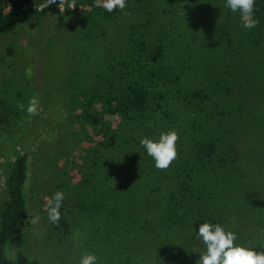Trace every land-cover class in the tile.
<instances>
[{
	"label": "trees",
	"instance_id": "trees-1",
	"mask_svg": "<svg viewBox=\"0 0 264 264\" xmlns=\"http://www.w3.org/2000/svg\"><path fill=\"white\" fill-rule=\"evenodd\" d=\"M139 1L142 5V0H126V4H137ZM171 1L178 3L179 8L187 6L186 0L163 2L170 4ZM33 2L0 0V33L16 30L23 15L35 12ZM70 3L72 0H65L64 3L70 16H62L61 20L54 18L57 23L54 27L56 38L46 34L45 41L47 44L52 42L50 47L53 45L58 50L56 54L55 50L51 52L47 68L50 72L61 68L62 74L65 73L66 59L60 56L63 54L61 50L66 47L61 45V41L65 45L69 40L77 44L73 51L80 53H74L72 59L77 61L78 57L84 70L81 68L75 75L72 74L77 77L71 90L68 86L59 85V80H52L54 85L51 84L53 88L50 90L56 92L51 94L50 101L39 105L36 120L28 114L29 100L20 90H2V93L6 92V98H0V173L3 189L0 200V264H42L23 251L27 243L23 235L16 239L17 249L13 256H7L4 251V245L12 234L32 224L33 216L26 198L30 177L34 182L32 190L36 189L37 195L42 193L52 198L56 190L65 194L59 210L61 218L55 224L56 228L53 224L51 233L55 230L62 233L57 232L56 236L60 244L66 246L63 239L73 237L68 236L69 226L77 222L80 226L74 228L80 227V230H76L74 235L81 239L78 245L82 249L83 246L89 248L94 245L98 255L102 253L117 259L112 264H189L188 254L194 256L202 242L197 239L199 226L205 222L221 225L228 178L235 182L240 178V175L227 172L230 170L229 163L233 161L228 152L233 146L228 135L230 130L223 124H228L231 119L236 122L234 116L240 112L237 105L224 103V98L234 87L228 81L230 74L226 68L229 65L225 64L222 76L218 75L215 86L208 91L202 86H194L188 91L184 89V92L173 86L162 89L158 82L162 84L169 78L167 71L162 70L165 67L161 63V44L147 47L143 45L144 41H140L138 45L135 43L137 48L133 44L128 51L123 47L114 50L107 23L121 10L109 13L98 8L96 0H75V9L67 8ZM195 5L196 2H192L191 6ZM220 12L222 15L226 12L232 18L229 28L222 26L216 30L214 39L218 44L221 41L222 46L225 44L226 51L234 39L232 31L235 35L241 32L242 39H249L256 33L255 29L242 28L239 12H229L226 8ZM174 16L184 21L194 16L195 21H203L201 15L187 17V12L179 10ZM261 16L264 18V0H255L253 18ZM225 22L227 25L229 19L225 18ZM253 38L250 41L255 42L256 37ZM107 45L108 48L105 47ZM103 47V56H100V48ZM5 51L11 57L15 55L12 46H7ZM90 58L91 67L88 65ZM7 63L10 66L11 61ZM88 67L90 70H86ZM54 76L57 77L58 73ZM175 77L172 83L177 82L179 74ZM170 88H175L173 95L167 94ZM26 91L30 92L31 88L27 87ZM60 91L72 95L71 101L58 98ZM49 94L46 92L45 96ZM206 104L211 106L208 110L204 107ZM17 110L24 113L23 116H18L15 113ZM180 112H192L193 119L188 115L182 116ZM204 114L206 119L202 123L198 117H204ZM31 121L37 125L36 136L47 144L41 154L31 148L32 144L29 147L26 141L31 134L25 129L29 126L32 129ZM8 122L11 127L6 129L4 126H8ZM171 130L179 136L177 157L167 170L161 171L155 167L153 158L147 155L140 141L144 137L158 140L161 132ZM230 133L233 134V131ZM252 146L248 144V153L253 151L256 161L261 160L260 155L264 152L253 150ZM32 163L35 169L40 168L39 172L32 171ZM46 166L51 173H55L52 184L46 180L48 185L42 183L40 177V172H46ZM31 172L37 176H30ZM238 197L236 202L232 199L235 214L240 212ZM38 202L41 203L42 198ZM72 215L74 219L70 220ZM83 227L87 232L85 243L82 239L84 234L81 235ZM46 234L48 236L45 237H51L49 232ZM238 237L239 240L243 237L240 232ZM96 240H101L106 250H100ZM257 241L260 242V239ZM76 248L82 252V249ZM260 248L258 251H262ZM140 256L142 261H139Z\"/></svg>",
	"mask_w": 264,
	"mask_h": 264
},
{
	"label": "rangeland",
	"instance_id": "rangeland-1",
	"mask_svg": "<svg viewBox=\"0 0 264 264\" xmlns=\"http://www.w3.org/2000/svg\"><path fill=\"white\" fill-rule=\"evenodd\" d=\"M163 1L153 2L151 0L147 2V0H142V5H140V1L137 4H126V8L107 23L108 34L113 39L112 47L114 50L123 47L128 51L133 44L138 45L140 41H144L143 45L147 47H155L157 44H161L160 47L163 50L161 63L165 67L162 70L167 71L166 74L169 78L162 84L158 82L159 87L162 86V89L173 86L184 92V89L188 91L194 86H202L207 88L208 91L215 86L214 82L219 79L218 75L222 76V69L225 64L229 65L226 68L227 73L230 74L228 78L230 80L228 81L234 87L224 98L226 100L224 103L237 105L240 112L234 116L236 122L231 119L228 124H223L224 128L228 126V131H233V134L230 132L228 134L233 146L232 151L228 152V156L233 161L229 163L230 170L227 172L234 176L240 175V178H238V182L228 178L229 182L226 184L225 200L223 201L225 210L220 217L223 220L221 226L226 231L234 232L237 237L239 232L242 234V239L239 240L238 237L234 244L256 251L261 246L262 251H264V154L260 155L262 151L264 152V131L262 132V128H264V21L262 19L264 18L263 16L254 18L258 20L257 26L253 28L256 31L253 35V37H256L255 42L250 41L254 39L253 37H249V39L243 37L242 39L241 32L235 35L232 31L233 35L231 37L234 39L230 46H227L228 51H226L223 47L225 44L222 46L221 41L220 44L214 41L218 28L222 26L229 28L232 24V18H229L226 12H224V15L220 12V10L226 8V0H186L187 6L185 5L184 8H179L178 3H172L171 1L170 4H167ZM45 2L46 0H34L33 6L36 7L34 13L23 15L17 23L16 30L4 34L0 33V98H6V92L2 93V90L6 88L9 91L20 90L21 94L28 100L36 97L39 99L40 104H44L50 101L51 94L56 92L50 90L53 88L51 85L52 80L56 82L59 80V85L68 86L71 90L73 81L77 77H73L72 74H76L77 70L82 68V63L78 60V57L77 61L72 59L74 53H80V51H73V49L76 50L77 44H74L72 40H69L66 45L64 41H61V45L66 47V49L61 50L63 54L60 56L61 59H66V69H63V73H65L62 74L61 68L57 69L56 72L54 70L50 72L47 68L46 64L50 59L51 52L55 50L54 54H56L58 50L53 45L50 47L52 42L46 43L45 35L52 34L50 37L56 38L57 33L55 34L54 27L57 23L54 18L61 20L62 16H70L71 13L66 10L63 13L60 11L59 6L65 8V4L59 5V0L41 11V6ZM192 2H196L194 7L191 6ZM134 6H136L135 9ZM84 7L87 8L88 6L84 5ZM129 7L133 8L130 9ZM176 10L182 13L187 12V17L189 15H195L196 17L201 15L203 21H195L194 16L186 21L179 20L174 16ZM226 11L232 12L228 8H226ZM225 18L229 19L227 25ZM46 28L49 29L46 30ZM129 32L131 33L129 34ZM237 39H242V41H237ZM136 44L135 47L137 48ZM7 46L14 47V56L11 57L10 54H6L5 48ZM105 47L108 48V45ZM103 50L104 47L100 48V56H103ZM91 58L88 61L90 67ZM8 61H11L10 66L7 65ZM90 67L86 70H90ZM56 73H58L57 77L54 76ZM178 74L179 79L176 83H172ZM27 87L28 89L31 88L30 92L26 91ZM174 90L175 88L168 89L167 94L173 95ZM46 92H50L49 96H45ZM64 92L60 91L57 97H60L62 101H71L72 95ZM204 107L208 110L211 106L206 104ZM15 113L18 116L24 114L18 110ZM180 114L182 116L188 115V118L193 115L192 112L186 114L180 112ZM198 118L204 123L206 115L204 114V117L200 115ZM32 120H36V116H33ZM32 126V129L30 126L25 129L31 134L30 137L26 138V141L29 147L32 144L31 148L41 154V151L46 150L43 147L47 144H43L44 142L41 141L40 137L36 136L37 125L33 122ZM9 127H11L10 122H8V126H4L6 129H9ZM239 128H243V130ZM30 140L35 141L32 143ZM249 143L253 144V150L260 151V153H257L262 156L261 160L256 161L257 159L254 158L255 153L252 150L250 154L248 153L247 146ZM56 149H59V144ZM76 155L77 153L72 158L74 159ZM32 168L34 173L40 170V168L35 169L34 163H32ZM46 168V172H40L42 174L40 176L41 181L47 184L46 180H49L51 183L48 184H52L55 181V173L54 171L51 173L48 166ZM71 171L74 172V169ZM30 176L35 177L37 174L31 172ZM29 179L31 181L29 180L26 190V198L29 203L28 209L33 216L32 220L36 217L40 219L38 223H32L28 228H23L20 232L10 236L4 245L5 254L7 256L14 255L17 249L16 239L23 235L27 240L23 251L26 255L38 259L42 264H79L80 260L78 258L80 259L85 253L92 254L91 251L95 250V246L89 248L83 246L82 249L81 245H78L77 242L81 239L74 235L76 230H80V227L74 228L80 226L77 222L75 225L71 223L69 226L70 233L68 236L73 237L63 239L66 241V246H64V243V245L60 244L56 236H58V233H62L53 230L54 233L51 234L53 223L49 222L47 215V206L51 198L46 194H35L36 189L32 190L34 189L33 178L30 177ZM76 179L77 175L74 176V180ZM1 180L0 173V200L3 196ZM236 197H238V204L241 202V205L238 208L240 212L235 214L232 199L236 202ZM39 198H42L41 203L38 202ZM66 214H70V212H66ZM71 219H74L73 215ZM54 228H56L55 224ZM81 230H83L81 235L84 234L82 239L85 243L87 232L84 227ZM46 232L50 233V238L45 237L48 236V234L45 235ZM257 239H260V242ZM95 243L98 246L100 245V250H106L101 240H96ZM76 247L82 249V252L78 251ZM198 248L199 251L195 252L194 256L188 254L189 264H196L199 256L206 251L203 242H200ZM93 254L98 258L97 264H112V262L116 263L117 260L116 258L107 257L106 254L100 253L98 255V250H95ZM74 255L76 256L74 257ZM139 261H142V256H140Z\"/></svg>",
	"mask_w": 264,
	"mask_h": 264
},
{
	"label": "clouds",
	"instance_id": "clouds-1",
	"mask_svg": "<svg viewBox=\"0 0 264 264\" xmlns=\"http://www.w3.org/2000/svg\"><path fill=\"white\" fill-rule=\"evenodd\" d=\"M57 0H46L41 6V11L49 5L55 4ZM65 0H59V5ZM96 6L111 13L116 9L123 11L126 8V0H96ZM75 0L67 8L75 9ZM225 7L232 12H239L242 27L251 30L258 24L254 19L255 0H226ZM60 8L63 13L65 8ZM40 101L36 97L30 98L27 112L35 116L39 114ZM148 126H151L150 124ZM179 139L174 130L161 132L158 140L148 137L141 139L140 144L146 150L148 156L153 158L158 170H167L177 157L176 144ZM65 194L62 191L54 193L47 206V215L50 223L58 224L61 218L60 208ZM39 217L32 220L33 224L39 222ZM197 239L202 240L206 251L199 256L196 264H264V251H256L244 246L234 244L237 235L232 231H226L220 224L203 223L199 226ZM97 256L85 253L80 258L79 264H97Z\"/></svg>",
	"mask_w": 264,
	"mask_h": 264
}]
</instances>
